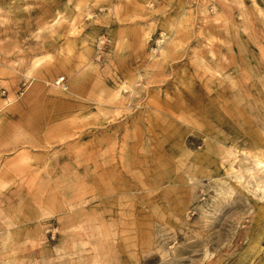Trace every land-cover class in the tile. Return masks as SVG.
<instances>
[{"label":"rangeland","instance_id":"374dc122","mask_svg":"<svg viewBox=\"0 0 264 264\" xmlns=\"http://www.w3.org/2000/svg\"><path fill=\"white\" fill-rule=\"evenodd\" d=\"M0 264H264V0H0Z\"/></svg>","mask_w":264,"mask_h":264},{"label":"bare ground","instance_id":"6f19581e","mask_svg":"<svg viewBox=\"0 0 264 264\" xmlns=\"http://www.w3.org/2000/svg\"><path fill=\"white\" fill-rule=\"evenodd\" d=\"M39 61H40V59H38V60L34 61L33 63H35V64H36V63H38ZM32 65H34V64H32ZM258 162H259V163H262V160H258Z\"/></svg>","mask_w":264,"mask_h":264}]
</instances>
